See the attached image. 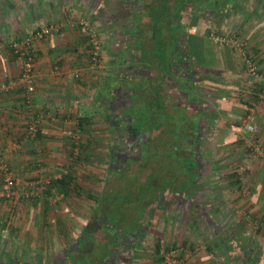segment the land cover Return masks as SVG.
<instances>
[{"label":"crops","instance_id":"0c3cea01","mask_svg":"<svg viewBox=\"0 0 264 264\" xmlns=\"http://www.w3.org/2000/svg\"><path fill=\"white\" fill-rule=\"evenodd\" d=\"M167 1L43 0L28 12L33 23L29 29L6 22L4 0L0 1V163L12 169L21 187L60 179L65 168L75 176L67 192L55 189L34 200L23 198L14 206L0 197V224L6 205H11L14 214L28 212L32 230L49 225L54 228L50 236L46 231L45 242L48 237L50 244L55 239L60 245L75 240L77 259L84 256L90 259L89 264H102L101 252L117 237L106 224V207L118 201L116 195H137L136 188L118 186L116 179L128 180L127 175L134 174L142 183L150 173L145 174V169L133 174L110 169L103 175L95 172L99 164L115 166L111 148L124 139L115 132L126 131L136 124L129 119L141 114L139 130L157 132L150 138L159 146L157 165L150 174L156 188L151 192L154 195H149L152 187L148 190L141 216L140 200H131V226L144 227L146 239L155 231L156 241L160 238L165 248L182 246L188 264H264V95H260L264 89V0H236L238 7L244 8H238L239 14L223 0ZM192 4L199 6L192 9ZM230 16L238 17V26L230 33L249 43L262 72L261 80L248 79L233 50L215 46L208 39L212 30L227 33ZM79 17H90L102 38L97 67L90 65L89 45L76 23ZM49 22L61 29L42 40L35 39L34 32ZM186 34L192 36L189 43L185 42ZM27 38H31L35 54L36 86L29 108L24 85L18 83L22 61L12 49L16 41L24 44ZM159 100L163 102L161 109L155 105ZM249 111L256 115L258 128L251 139L263 154L248 182L242 184L224 163L229 154L215 157L213 153L215 148L223 151L233 146L239 163L249 161L243 148L248 140L239 127L240 118ZM31 112L45 117L35 138L26 130ZM74 136L80 137L85 148L78 165L69 161ZM169 145L179 147L175 157L166 156ZM190 160L198 171L182 166V161ZM170 163L172 170L166 167ZM206 163L210 167L225 165L227 170H210ZM82 166L87 168L85 175L79 170ZM2 177L0 171V193ZM103 178L106 183L100 188ZM160 182L167 184L156 191ZM116 221L119 224L120 218ZM101 228H106L107 237L100 244ZM124 229L120 227L122 232ZM84 235L92 238L80 247ZM142 237L129 264H160L155 250L147 254ZM91 243H96L92 249ZM60 247L59 253H64Z\"/></svg>","mask_w":264,"mask_h":264},{"label":"rangeland","instance_id":"374dc122","mask_svg":"<svg viewBox=\"0 0 264 264\" xmlns=\"http://www.w3.org/2000/svg\"><path fill=\"white\" fill-rule=\"evenodd\" d=\"M158 1L162 2L163 0H158ZM36 2H38V3L39 2H43V0H37ZM36 2H35V0H4V4H6V6L8 5V7L10 8V13H7L6 22H8V21L11 22L12 21L13 24L18 23L19 24V26H18L19 28L29 29L31 26H33V23L30 22V20L28 19L27 15H28V12H30L31 7H35L37 5ZM167 3H170V1L168 0ZM13 12L15 13V15H14ZM148 17H150V16H148ZM228 18L232 19V20H230V23L227 22V26L225 27V28H227L225 30V31H227V33L232 31L233 29H235V26H238V17H234V18L232 17L231 18V16H230ZM23 25H24V27H23ZM160 27L162 28L161 25H160ZM213 32H217V31L216 30L210 31L208 36H210V34L213 33ZM241 38L246 42L245 38H243V37H241ZM248 42H250V41H248ZM247 44H248L249 51L251 53V50H250V47H249V43H247ZM221 47L222 48H226V46H221ZM231 49L235 53V56H237V52L233 48H231ZM254 60H255V62H257V60L255 58H254ZM238 61L242 62L239 58H238ZM248 79L251 80V78H248ZM252 81H254V80L252 79ZM162 104H163L162 100L157 101L156 104H155L156 108L161 109V107H163ZM135 110H134L135 112L138 111V109H135ZM142 111L145 112L146 108L143 107ZM132 118H134L136 120V124H134V125L132 124L133 126H135V128L136 127L139 128V127L142 126L143 122H142L141 114H140V116L139 115H137V116L134 115ZM239 122H240V120H239ZM154 127H156V125ZM164 133L167 135V134H172L173 132H164ZM124 134H125V131H123L119 136L123 137ZM242 134L245 137V139L248 140V141H246L247 142L246 146L248 144L250 146H253V143H252L253 140L251 139V136H249L248 133L245 132V131H242ZM156 135H157V132H155V136ZM176 143H178V140L176 141ZM118 145L119 146L121 145V141H118ZM167 147H168V149H167L166 156L167 157H169V156L170 157H172V156L175 157L177 155V152L179 151V147H176V146H173V145L172 146L169 145ZM234 148L235 147H233V146L232 147H228V148L224 147L223 151H222L221 148H215L213 156L221 157L222 154L228 153L229 154L228 155L229 159L228 160L226 159V161L224 163H226L227 166H229L228 171L231 172L232 174H234L236 172V170H238L241 166L247 165V167L249 169L247 170V172L244 173V175H242V177L244 179L243 181L245 182L244 184H246V182H248L249 175L256 168V166H255L256 162H258L260 155L263 154L262 148L258 147L257 148L258 152L255 151L256 150V148H255L253 153H252V155L248 152V156L251 155V158L253 160H251V159H249V161L245 160L246 162H244V163H239L240 159H237L236 157H234V154H233V149ZM243 148H244V150H246V147H243ZM120 149H121V151H119L120 154H118L117 152L115 153V151H114L115 155H117L113 159L114 161H116V167L112 165L111 167L106 168L105 167L106 164H99L100 166L98 167V170H96L98 172H95V170H93V171L95 173H99L101 175L105 174L106 170H109V169L111 171L120 170L121 172H123V170H125L126 171L125 173L132 172V174L133 173H137V172H140L141 170H144V167H142L140 164H138V162H140V160L145 162L146 159L150 158V161H157L156 157L158 156V153H159L158 151H150L151 154H147V156L146 155L145 156L141 155L142 158H139V156H137V159L136 158L135 159L131 158V160H129L128 163H125L124 161H122V158H123L122 154L124 155V151H126V150L123 147H121ZM151 150H153V148ZM200 151L203 152V155L205 154V152L203 150L200 149ZM245 152L247 154V150ZM73 157L74 156H72V158ZM69 161L73 162L71 157H70V155H69ZM158 162H162V161H158ZM85 164H88V163H85ZM155 164L156 163H154L153 166H155ZM204 165H205V168H208L210 170H216V171L217 170H221V169H223L222 171H226L227 170L226 168H224L225 165H224V167L219 166V165L218 166L216 165L217 167L216 166L214 167L213 165H211L212 168L210 167V164L206 163ZM204 165H203V167H204ZM220 165H222V164H220ZM72 166L73 165H71V167ZM153 166L148 165L147 168H145L144 173L145 174L146 173L154 174L153 173L154 172ZM166 167L169 168L170 170H172L173 166L170 163V164H166ZM79 170L82 171V174L84 172H86V173L88 172L87 168L83 167V166ZM121 172H119V173H121ZM150 174H148L147 180L144 179L142 181V183H139L140 182L139 176L138 177L136 175L134 176V174H133V176L127 175V179L128 180H125L123 178H117L116 179V183H117L118 186H123V185L124 186H128V188L130 190H131L132 187L136 188L137 195L136 194L133 195L134 193L132 194L131 192H129V193L124 194V197H122L121 199H120V197H121L120 195H118V196L116 195L117 196L116 200L118 199V201H119V199H120V202L116 201L114 204L109 206V210L104 213V218L106 219V222L108 221L107 222V225H109L108 227H110V225H114L115 224L116 217H117V218H120V221H119V224H118L119 230H120V227L124 226V228H125L124 230L127 229V233L135 234L134 232H136V229L131 226V221L129 220L131 218V216L134 214V211L133 212L130 211V203H131L132 199L134 201L138 197V199L141 202V203L137 202L139 204L138 205V209H139L138 213H139V216H141V211L143 210L142 203L143 204L145 203L144 201L146 199L148 190L152 187L151 188L152 190L150 191L149 195H154V193H151V192L154 191L155 188H156V187H154L155 184H153V182L155 181V178H154L153 175H150ZM83 175H85V174H83ZM121 175H123V174H121ZM83 180H84V178H83ZM43 181H45V180H43ZM103 182L106 183L105 178L100 179V182H99V187L100 188L103 186ZM163 183L160 182L159 189H157L156 191H160L161 188L165 184H167V183H164V184ZM136 185L140 186L141 188H137ZM20 188H23V187L20 186ZM142 199H143V202H142ZM124 203H125V206H124ZM10 204L13 205L15 203H10ZM11 205L10 206L6 205V207H5V215L3 217L2 224H0V263H5V261L7 262L8 259L12 258V259H15L18 262H22L23 261V262H25L27 264H53L52 261H59V260H61V259H59V257L62 258V254L63 253H59L61 251V247L60 246H63L62 250L64 251V253H68V252H70V250L75 249L78 246V245H76L77 241H75L73 239H72L73 241H70V242H67V243L63 242V245H60L59 241H57L55 239V240H53L54 241L53 244H50V240H49L50 237H48V236H50L51 234H53L55 232L54 228L51 229L49 227L50 226L49 225L48 227H40L39 226V227H37V229L32 230V227H31L32 226V220L28 221V219H29L28 212H25L27 217L26 216H22V215H25L22 212V210L20 211L21 215H17L16 213L14 214V213H12V211L10 212V209H12ZM123 206H124V209H128V210L125 211L123 209ZM140 209H142V210L140 211ZM23 223L25 224V226L23 225ZM132 223L136 224V221L133 220ZM20 224H21V226H20ZM3 225H4V228H2ZM5 225L6 226L8 225V227H6ZM101 229H102V232L100 233V238H99V243L100 244H101V242L105 241V236H106V235H104V230H106V228H104V229L101 228ZM30 230L32 232H30ZM46 231H48V234H49L47 236L48 237L47 238V242L44 241V240H46L44 238V235L46 234ZM116 231H117V229H116ZM117 235H118L119 238L127 236L124 232H121V231H118ZM156 235H158V234L155 233V231H151V234H149V238L148 239H146L144 236L142 237L143 240L145 241L144 245H142V246H144V249L146 250L147 254H151L150 252L155 250V244L157 242L156 241L157 240ZM119 242H122V241H119ZM137 242H139V241H137ZM127 243H130V242H127ZM46 244H47V246H46ZM95 246H96V243L95 244L91 243V245H89V248L92 249ZM165 246H166V243H164V247ZM80 247H82V245ZM108 248L109 247H105L103 249V251L101 252L102 254L100 255L101 257L99 259H101V260L108 259L109 254H108L107 258H106V253H107L106 250ZM66 249L68 251H65ZM130 249H134V248L130 247L128 249V251ZM123 252L118 251L116 253V255L114 257L115 263H117V264H125V262L119 263V261L117 260L118 258L121 257L120 255L124 254ZM7 253H9V255ZM128 254H127V257H130L129 259H130V262H131V255H130L131 253L129 255ZM66 256H67V254H66ZM67 262L68 263H72V264H89L90 263V259L88 257L82 256V258L76 260L73 257L70 258L69 254H68ZM130 262H126V263H130Z\"/></svg>","mask_w":264,"mask_h":264},{"label":"built area","instance_id":"2783aa9c","mask_svg":"<svg viewBox=\"0 0 264 264\" xmlns=\"http://www.w3.org/2000/svg\"><path fill=\"white\" fill-rule=\"evenodd\" d=\"M84 29L88 30L92 34V50H91V60L92 66L97 67L101 62V50H102V41L99 40L96 33H94V29L91 27V23L89 21L82 22ZM50 31L58 32V29L52 24L49 28L44 26L41 32L37 33V37L43 39L47 36ZM210 38L216 46H226L231 47L237 52L238 58L244 64L248 75L254 80H261L262 75L259 74V66L257 62L253 60L250 56V51L248 48V44L239 36L232 33H211ZM24 44H29V42H24ZM24 44H15V48L17 49V53H20V59L22 61V75L19 78V84L26 86L27 95L29 103L32 101L33 93L35 92L34 86V56L30 54L28 50L24 49ZM44 120L43 115H35L32 113L28 120V134L32 138H35L39 132L40 126ZM256 117L255 114H247L242 120V126L247 127V129L254 135L257 132L256 127ZM78 138V137H77ZM76 146L77 143H76ZM79 149L76 148L75 154H78ZM255 151L258 152V149ZM249 168L247 165L241 166L238 170L240 175H244ZM0 170L3 172L5 176L4 185L2 191L0 193L1 198H5L11 203H18L22 198L26 200L40 197L44 191L47 189V186L50 184L51 179H47L45 181H38L27 184L26 187L20 188L19 183L15 180L14 173L10 170L7 164L0 163ZM242 181L244 180L241 177ZM162 256L164 257V264H188V254L182 246L177 248H172L169 251L166 250L164 244L162 243Z\"/></svg>","mask_w":264,"mask_h":264},{"label":"trees","instance_id":"16d2710c","mask_svg":"<svg viewBox=\"0 0 264 264\" xmlns=\"http://www.w3.org/2000/svg\"><path fill=\"white\" fill-rule=\"evenodd\" d=\"M184 1V0H183ZM212 1V0H211ZM210 1V2H211ZM224 1V5H226L225 3L228 1V3L230 4V7H231V9H232V7H233V9H237V7H238V4H239V2H235L236 0H223ZM209 3V2H208ZM213 4V3H212ZM192 5H194V7H192V9H195L196 8V6H198V5H195V4H192ZM214 5V4H213ZM202 6V5H201ZM225 7V6H224ZM4 8H5V11H6V13H10V8L8 7V5L6 6V4H5V6H4ZM226 8V7H225ZM202 9H203V6H202ZM228 10V12L230 11L229 10V8L227 9ZM178 12H180V11H178ZM7 17V16H6ZM76 23H77V25H78V28H81L82 29V31L85 33V41H87L86 43H88V45H89V60H90V65L92 66V60H91V57H92V55H91V50H92V45H91V40H92V34L88 31V30H86V29H84V27H83V25H82V22H86V21H89L90 23H91V27L94 29V33H96V35L98 36V38H99V40L100 41H102V38H101V36L97 33V31L95 30V28H94V26H93V22H92V20H91V18L90 17H79V18H76ZM52 24L55 26V28L56 29H58V31H59V29H61V28H59V24H56V23H51V22H49V23H46V24H44L43 26H41V27H39L35 32H34V35H32L35 39H39V40H42V39H40V38H38L37 37V33L38 32H41L42 30H43V27L44 26H46V27H50V26H52ZM61 27V26H60ZM53 32L54 31H50V33L47 35V36H49V35H51V34H53ZM47 36H45L44 38H46ZM186 36H187V38L185 39V42L186 43H189V41H190V39L192 38V36H191V34H186ZM43 38V39H44ZM241 38V37H240ZM31 38H27V40H25V42H29V44H24V49L25 50H28L29 52H30V54L32 55V56H34V65H35V54L33 53V50L31 49V40H30ZM210 41H211V43L212 44H214L213 43V41L211 40V38H210V36H209V38H208ZM33 40V39H32ZM17 43H21L20 41H16L15 42V44H17ZM22 44V43H21ZM23 45V44H22ZM215 45V44H214ZM216 46V45H215ZM187 48L189 49V47H188V45H187ZM12 49H13V51L17 54V56H19L20 57V53H17V49L14 47H12ZM102 51V50H101ZM102 56V55H101ZM250 56L253 58V56H252V54L250 53ZM253 60H254V58H253ZM255 61V60H254ZM213 62H214V59H213ZM258 64V63H257ZM259 66V65H258ZM34 72H35V66H34ZM259 74L260 75H262V72H261V70H259ZM22 75V74H21ZM34 78H35V74H34ZM251 78V77H250ZM254 80V79H253ZM188 84H189V82H186V86H188ZM34 86H35V79H34ZM24 90H25V99H26V103L28 104V108L30 107V105L32 104V101H33V96H34V94H35V92L33 93V96H32V101H31V103H29V100H28V95H27V87L26 86H23L22 87ZM35 89H36V86H35ZM261 91V93H260V95H264V89H262V90H260ZM259 95V96H260ZM249 104V103H248ZM250 105V104H249ZM248 106V105H247ZM251 107V106H250ZM249 110H251V108L249 109ZM32 114V112L29 114V115H27L28 117H27V128H28V120H29V117H30V115ZM43 115L42 113H36L35 115ZM247 114H251V112L249 111ZM246 114V115H247ZM45 115V114H44ZM136 116H137V114H135ZM245 115V116H246ZM245 116H243L241 119H240V125H239V127H241L240 129L241 130H243V131H245V132H247L248 133V135L249 136H251V135H253L248 129H247V127H243L242 126V120H243V118L245 117ZM132 117V116H131ZM130 117V118H131ZM255 117H256V115H255ZM45 118V117H44ZM122 118H124V115H122ZM85 120V119H84ZM133 121V120H135L134 118H131V119H129V121ZM256 122H257V118H256ZM81 123V122H80ZM257 125V124H256ZM129 128H132L133 126H131V125H129L128 126ZM128 127H126V131H129V133H131L130 131H133V129L132 130H127L128 129ZM257 127V126H256ZM27 128H26V130H27ZM40 132V131H39ZM39 132H38V134H37V136L39 135ZM123 131L121 130V129H118V130H116V135L119 137V135L122 133ZM134 132H135V135H136V137H137V135H141V134H143L140 130H139V128H135L134 129ZM257 132H258V128H257ZM257 132L255 133V134H257ZM27 134H28V131H27ZM155 134V132H153V130H150V131H147V135L151 138V137H153V136H155L154 135ZM29 135V134H28ZM36 136V137H37ZM149 138V139H150ZM118 141H120L119 139H118ZM125 141V139H121V142L123 143ZM246 141V140H245ZM244 141V142H245ZM153 142H154V144H153ZM243 142V143H244ZM254 142H256V140L255 141H253L252 143H253V146H250L249 144L246 146V142H245V146H243V147H246V150H247V152H249L251 155H252V153H253V151H254V149L257 147L256 146V144L254 143ZM76 143H77V145L78 146H76ZM121 143V144H122ZM137 144H140V145H138V147L137 148H135V155L134 156H139V158H142L141 157V155L142 156H147V154H151V152L150 151H157L158 150V146L156 145V140H154V139H150V142L148 141L147 143H141V140H138L137 141ZM153 144V145H152ZM260 146V145H259ZM121 147H123V146H119L118 145V142H117V144L115 145V146H113L112 148H111V154H112V158L114 159L115 158V156H117V155H115V153L117 152L118 154H120V152L119 151H121ZM76 148H78L79 149V151H78V154L76 155L75 154V150H76ZM153 148V150H151ZM84 147H83V145L81 144V139H80V137L78 136V138H77V136H74L73 137V140H72V145H71V147H70V157H71V159H72V161H73V163H75V162H77V163H75L76 165H78L79 163L81 164L82 162H81V157H82V155H83V151H84ZM257 149V148H256ZM114 151H115V153H114ZM251 155H249V159H251V160H253L252 158H251ZM72 156H74L73 158H72ZM255 156V155H254ZM256 158V157H255ZM148 160H150V158H148ZM146 162V161H145ZM144 161H141L140 160V165L143 167V164L145 163ZM126 163H128V162H126ZM182 166L183 167H186V168H188V170H197L198 171V168L197 167H195L194 166V164L192 163V161L190 160L189 162H184V161H182ZM73 165V164H72ZM192 166L193 167H195V168H192ZM10 168V167H9ZM70 168H71V166H70ZM10 170H12L11 168H10ZM239 170V169H238ZM238 170H236V172L233 174V176H235L237 179H238V182L239 183H244V181H242L241 179V175H240V173L238 172ZM1 171V170H0ZM123 171H125V170H123ZM2 172V171H1ZM118 172H121L120 170H118ZM2 175H3V177H2V179H3V185H4V180H5V176H4V174H3V172H2ZM14 175V174H13ZM14 177H15V175H14ZM75 177V176H74ZM73 177V174L72 173H70V170H69V168H65V171L63 172V174H62V177L60 178V179H51V182H50V184L47 186V189L44 191V193L43 194H46V195H50L51 194V192L53 191V190H55V189H58V190H60V192L61 191H64V192H67V191H69L70 189H71V187L73 186V184H74V178ZM15 180L17 181V179L15 178ZM85 180V179H84ZM2 188H3V186H2ZM117 197V196H116ZM116 197H114V199H116ZM122 197H120V199H121ZM2 199H4L6 202H8V203H11L10 201H8L7 199H5V198H2ZM23 199V198H22ZM32 200H34L35 198H31ZM37 199H39V198H37ZM24 200H26L25 198H24ZM23 200V201H24ZM28 200H30V199H28ZM109 201V200H108ZM15 204H13V206H14ZM109 210V208H107L106 207V211H108ZM108 222V221H107ZM107 222H106V224H107ZM116 224V225H115ZM115 224L114 225H110V228L112 229V231L117 235V233H118V231H121L122 232V230H119V226H118V223H117V221H115ZM6 226V225H5ZM6 227H8V225L6 226ZM260 228H262V227H260ZM116 229H117V231H116ZM126 231V230H125ZM94 237V236H93ZM82 238V240H84L82 243H80V246L82 245H85V241H86V239H88V238H92V235L91 236H89L88 237V235H84L83 237H81ZM122 238L123 237H121V238H119L118 237V235H117V237L115 238L116 240H115V242L114 243H112V246H110V245H107L106 247H109L106 251H107V253H106V258H107V256H108V254H109V251H112V254H111V256H110V254H109V256H108V259H104V260H102V264H114L115 263V261L113 260V262H112V259L114 258L112 255H116V253L118 252V251H120V252H123L124 254H125V250H124V248H123V246L122 245H124L123 243L124 242H119V241H122ZM131 241H133V240H131ZM133 242H135V241H133ZM122 243V244H121ZM126 244V243H125ZM76 245H77V243H76ZM120 247V248H119ZM129 247V246H128ZM135 247H137V245H135ZM135 247H133L134 249H130L129 251V254L130 253H132L136 248ZM177 247H179V246H175L174 248H177ZM166 250L167 251H169L170 250V248H166ZM79 251V248L77 249V248H75V249H72V250H70V252H68V253H63L62 254V258H60L59 257V259H61V260H59V261H52V263L53 264H72V263H68L67 262V257H68V254L70 255H72V257L74 258V259H76L77 260V258H76V253ZM126 251H128L127 249H126ZM155 253L157 254V255H159V259H157V262H159L160 264H164V257L162 256V241L160 240V238L158 239V241L156 242V244H155ZM8 255H9V253H7ZM66 254H67V256H66ZM73 254H74V256H73ZM128 254V255H129ZM131 255V254H130ZM121 256V255H120ZM124 256V255H123ZM101 257V256H100ZM132 257V256H131ZM133 258V257H132ZM14 262V263H13ZM27 264V263H25V262H18V261H16L15 259H12V258H10V259H8V261L6 262L5 261V263H0V264ZM125 264H129V263H126L125 262Z\"/></svg>","mask_w":264,"mask_h":264},{"label":"flooded vegetation","instance_id":"af4514ba","mask_svg":"<svg viewBox=\"0 0 264 264\" xmlns=\"http://www.w3.org/2000/svg\"><path fill=\"white\" fill-rule=\"evenodd\" d=\"M197 1V0H196ZM199 6V5H198ZM238 8H241L242 7H237V9H233V11L236 13V14H239L240 10L238 11ZM251 8V7H250ZM244 8H242L243 10ZM238 11V12H236ZM185 15H186V12H185ZM127 130H132L131 128L128 127ZM124 131V130H123ZM131 133H129V131H125V134H124V139L125 141L120 145V146H123V148H125L126 151H124V155L122 154L123 158H122V161H124L125 163L128 162L129 160H131V158H136L137 159V156H134L136 153H135V148L138 147V145L140 144H137V141L138 140H141V143H147L149 141V136L147 135V131H142L143 134L141 135H135V132H134V129L133 131H130ZM155 137V136H154ZM150 142V141H149ZM136 161V160H135ZM134 162V161H133ZM138 162V161H137ZM155 161H150L148 159H146V162L145 163H148V164H143V167L144 169L147 168V165H150V166H153ZM156 163V162H155ZM138 164H140V162H138ZM157 164H155L156 166ZM155 166H153V170H155ZM115 167H116V164H115ZM139 229H136V232H134L135 234H129L127 233L126 231L124 232L127 236L126 237H123L122 238V242H124L122 245L124 250H125V254L121 255L120 258H118L117 260L119 261V263H123V262H130V257H127V254L130 252V251H126V249L128 250L130 247H135V245H139L140 242H137L142 236L145 237V232L146 229L143 227V229L139 230V232H137ZM135 242H133V241ZM127 242H130V243H127ZM126 243V244H125ZM129 246V247H128ZM136 248V247H135ZM109 254L111 256L112 254V251H109ZM113 257H115V255H112ZM126 256V257H125ZM114 258L112 259V262H113ZM114 264H117V263H114Z\"/></svg>","mask_w":264,"mask_h":264},{"label":"clouds","instance_id":"9594fccd","mask_svg":"<svg viewBox=\"0 0 264 264\" xmlns=\"http://www.w3.org/2000/svg\"><path fill=\"white\" fill-rule=\"evenodd\" d=\"M216 33V32H215ZM219 34H221V33H219Z\"/></svg>","mask_w":264,"mask_h":264}]
</instances>
